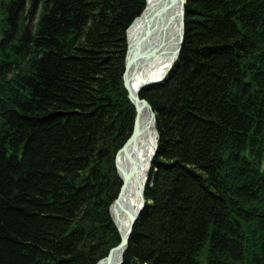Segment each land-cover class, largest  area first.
<instances>
[{
  "label": "trees",
  "instance_id": "16d2710c",
  "mask_svg": "<svg viewBox=\"0 0 264 264\" xmlns=\"http://www.w3.org/2000/svg\"><path fill=\"white\" fill-rule=\"evenodd\" d=\"M145 0H0V264H96L119 241L114 153ZM181 52L140 93L156 155L120 264H264V0H186Z\"/></svg>",
  "mask_w": 264,
  "mask_h": 264
},
{
  "label": "bare ground",
  "instance_id": "6f19581e",
  "mask_svg": "<svg viewBox=\"0 0 264 264\" xmlns=\"http://www.w3.org/2000/svg\"><path fill=\"white\" fill-rule=\"evenodd\" d=\"M162 3L163 2L161 0H145L142 11L137 17L133 19L134 21L128 26V29L126 30L128 48L130 47L131 50L132 46L134 47V45H138L141 42V53L143 55L141 62L136 63V65H134L128 73L129 77L127 78V87H129V89H134L135 86L141 83H152L150 85L144 86L147 87L155 83L158 84L163 82L168 75L167 73L173 67L174 61L178 59H175V56L179 46L178 38L181 19L179 10L178 7H176L177 10L175 8V17L174 8H172L169 13L162 15L161 18H157V13L161 8ZM154 81L156 82L153 83ZM140 98H144L150 104L148 99L144 96L140 95ZM139 108L140 117L138 116L136 119L137 122L134 129V134L131 137L132 132L130 130V134L122 142V145H125L121 146L122 148L118 152L115 161V173L117 178L120 180L118 189L121 187L122 192L120 194V201L115 203L113 200V204H110L112 206L109 205L108 207V212L111 222L115 225L118 234H123L126 227L128 226L130 212L136 214L138 209L141 208L140 210L142 211V208L145 205V185L148 181V174L152 166L151 163L156 155L155 152L158 146L157 141L159 132L156 128L155 117L153 120V112L155 115V111L153 109L152 112V107L150 109L148 105L143 103H140ZM134 117L135 116H133L132 121L135 120ZM116 196L113 199H115Z\"/></svg>",
  "mask_w": 264,
  "mask_h": 264
},
{
  "label": "water",
  "instance_id": "95a60500",
  "mask_svg": "<svg viewBox=\"0 0 264 264\" xmlns=\"http://www.w3.org/2000/svg\"><path fill=\"white\" fill-rule=\"evenodd\" d=\"M163 3L161 4V8L160 10L158 11L157 13V18H161L162 15H165L167 13H169L172 8H174V17L176 16V10L178 7V10H179V14H180V32H179V46L177 48V54L175 56V59L178 58V55L179 53L181 52L180 49H181V46L184 42L183 38H184V33H185V29H184V25H185V0H161ZM145 4V2H144ZM176 8V10H175ZM142 11V10H141ZM156 18V19H157ZM134 21V20H133ZM132 21V22H133ZM128 29V28H127ZM127 36V34H126ZM126 42H127V39H126ZM125 59H124V71L122 73V76H123V85L124 87L126 88L127 90V97L130 99V102L132 103L133 105V109L135 110V117L133 120V125H132V129H131V137L133 136L134 134V129H135V126H136V119L137 117L139 116L140 117V103L142 104H146L149 106V108L151 109V106L150 104L147 102V100H145L144 98H140V93L142 91V89L144 88V86L146 85H150L152 83H141V84H138L137 86H135L134 89L127 87V78L129 77L128 76V73L130 72L131 68L136 65V63L138 62H141L142 60V53H141V42L140 44L138 45H134V47L132 46V49L130 50V47L128 48V42H127V49H126V52H125ZM174 59V60H175ZM170 70V68H169ZM156 81H154L153 83H155ZM152 112H153V109H151ZM154 112H153V120H154ZM130 137V138H131ZM125 144H123L122 146H124ZM157 145V144H156ZM122 147L118 148V150L115 152V159H114V166H115V161H116V157H117V154L118 152L120 151ZM155 152V150H154ZM153 152V154H154ZM154 156V155H153ZM116 168V166H115ZM119 192L116 196L115 199H113L115 203L119 202L120 200V194L122 192L121 190V187L119 188ZM113 204V203H112ZM112 206V205H110ZM141 209V208H140ZM140 209H138V211L136 212V214H133L132 212H130V216H129V219H128V226L126 227L124 233H119L120 234V241L119 243L116 244L115 247L111 248L107 254L104 256V258L100 259L97 264H118L122 261V253L123 251L126 249V246H127V242L129 240V237L131 235V231L133 229V226L135 224V220L138 216V214L140 213ZM119 231V230H118Z\"/></svg>",
  "mask_w": 264,
  "mask_h": 264
}]
</instances>
